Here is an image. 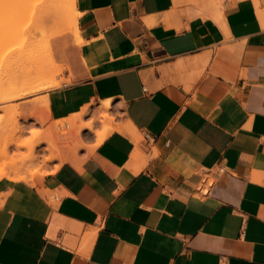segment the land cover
<instances>
[{
    "label": "crops",
    "instance_id": "crops-1",
    "mask_svg": "<svg viewBox=\"0 0 264 264\" xmlns=\"http://www.w3.org/2000/svg\"><path fill=\"white\" fill-rule=\"evenodd\" d=\"M75 6L73 77L46 109L110 98L139 139L0 179V264H264V0Z\"/></svg>",
    "mask_w": 264,
    "mask_h": 264
},
{
    "label": "rangeland",
    "instance_id": "rangeland-1",
    "mask_svg": "<svg viewBox=\"0 0 264 264\" xmlns=\"http://www.w3.org/2000/svg\"><path fill=\"white\" fill-rule=\"evenodd\" d=\"M51 1L0 0V178L42 177L63 161L65 121L52 118L45 101H48L49 90L71 82L73 77L67 54L70 46L77 45V39L76 29L70 26L67 15L73 9L78 11L74 2L62 10L64 13L53 15L55 2ZM22 5L25 6L23 10ZM58 80L60 83L56 87L14 99L11 97L24 85L43 86ZM97 105L98 102H91L89 112L78 121L79 125L94 117ZM33 110L39 114L40 121L24 117ZM107 113L113 115L116 123L121 116L120 109L114 106ZM94 123V129L100 131L106 121L94 120ZM81 139L82 147L76 152L78 162L94 150L96 142L93 131L88 128L82 130ZM59 152L62 153L60 158ZM50 155L53 158L47 160ZM25 181L34 184L32 179Z\"/></svg>",
    "mask_w": 264,
    "mask_h": 264
},
{
    "label": "bare ground",
    "instance_id": "bare-ground-1",
    "mask_svg": "<svg viewBox=\"0 0 264 264\" xmlns=\"http://www.w3.org/2000/svg\"><path fill=\"white\" fill-rule=\"evenodd\" d=\"M42 1V0H41ZM53 1L55 3H53ZM54 5V9H53V15L54 14H59L62 10H64L65 7H70V5H73L75 0H52L51 1ZM22 8V9H21ZM19 8L21 10H23L25 8V6L22 5V7ZM20 10V11H21ZM48 10V9H46ZM49 11V10H48ZM23 12V11H22ZM63 12V11H62ZM48 13V12H47ZM64 13V12H63ZM78 12H75V10L73 9L68 15V19L70 20V26L72 27H75L76 29V24H77V16H78ZM77 30V29H76ZM75 30L76 32V36L77 38L78 37V34H77V31ZM3 57V56H2ZM60 83V80L58 81H52V82H49L47 85H35V86H26L24 85V87L20 90H18V92L16 91V93H12L11 96L12 98H17V97H22L23 95H26V94H33V93H36V92H39L41 90H45V89H48V88H52V87H55L57 86L58 84ZM10 97V98H11ZM13 98V99H14ZM111 107V99L108 98V99H104V100H101L97 106V110L95 109V112H94V117L86 122L85 124H82V125H79L78 124V121L81 120L82 116L86 113L89 112V105H86L81 112H77L73 115H71L69 118H65L64 121H65V128L66 130H64V132H66V137H65V146L67 147V145L69 146V143H73L75 145V150H77L78 147L82 146V130L84 128H88L89 130L91 131H94L97 135V141H96V144H99L110 132H112L113 130H117V129H120V128H124L127 132H129L130 134H132V136H134L135 138L138 139V133H137V130L135 129V127H133L130 123H126L124 126H119L117 123L114 122V117L113 115H110L109 113H107V111L109 110V108ZM35 112V111H34ZM39 114L37 113H31L29 114L26 118H34L35 120H39L40 121V118L38 116ZM101 116H103L104 118L101 119ZM94 120H101L103 123L106 121V124L105 126L103 127L102 131L101 132H97L94 128H95V123H94ZM62 122V121H60ZM72 130H74V134L72 135ZM38 145V144H37ZM51 145V144H50ZM54 145V144H53ZM55 146V145H54ZM51 147V146H50ZM49 147V148H50ZM56 148V147H55ZM59 150V149H58ZM61 152V151H60ZM60 152L57 154L60 158ZM60 154V155H59ZM62 157V156H61ZM53 158L52 155L50 156H47L46 159L47 160H51ZM45 159V160H46ZM23 166V165H22ZM15 168V167H14ZM23 170V169H20V171ZM26 171V169H25ZM17 172V170H16ZM2 173V172H1ZM8 173V172H7ZM22 173V172H21ZM34 171L31 172V174L33 175ZM17 174V173H16ZM20 175V174H19ZM18 175V176H19ZM27 175V174H26ZM5 176H10L8 174H6ZM23 176V175H22ZM5 178V177H4ZM0 179H3V178H0ZM6 179H9V180H12V181H19L20 179L16 178V179H13L11 177L6 178Z\"/></svg>",
    "mask_w": 264,
    "mask_h": 264
}]
</instances>
